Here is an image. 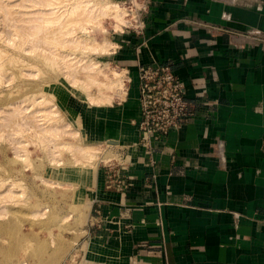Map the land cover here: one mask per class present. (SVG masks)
<instances>
[{"label":"crops","instance_id":"obj_1","mask_svg":"<svg viewBox=\"0 0 264 264\" xmlns=\"http://www.w3.org/2000/svg\"><path fill=\"white\" fill-rule=\"evenodd\" d=\"M145 7L142 30L112 41V61L134 79L139 65L170 63L193 116L150 152L132 149L123 192L101 168L85 180L102 226L86 221L75 264H264V0ZM98 106L95 135L138 141L135 90Z\"/></svg>","mask_w":264,"mask_h":264},{"label":"rangeland","instance_id":"obj_2","mask_svg":"<svg viewBox=\"0 0 264 264\" xmlns=\"http://www.w3.org/2000/svg\"><path fill=\"white\" fill-rule=\"evenodd\" d=\"M54 1L58 2V0ZM64 1L66 3L69 1V4L66 5ZM64 1L61 4L57 3V7L62 6L59 7V11L67 10L66 7L68 5L70 7L73 3V0ZM111 1H123L126 5H130L129 0ZM137 1L141 9L143 0ZM47 4L44 0H0V52L4 54L0 61L8 60L10 57H15L17 60L5 63L6 70L0 75V264H75V261H79L78 251L74 248L79 247L78 239L83 234V226L89 215L86 202L82 199L86 190L85 180L95 178L99 169H103V164L116 157V151L109 146L106 139L100 138L94 134L95 130H91L89 120L90 118L95 120L96 108L99 106L90 101L88 93L94 96L97 90L92 88L86 91L87 93L85 91L83 93L78 86L70 85L65 76L67 72L64 73L67 70L63 69L61 73L58 66L57 68L53 64L49 66L47 57L49 58L50 53L47 46L34 41L29 36L38 20H41L42 13L50 12L51 7L56 5L50 7ZM80 16L75 18L81 19L83 23L80 26V21H77L79 26L75 25L77 28L74 35L84 37V41L92 45H102L106 40L116 43L122 35L132 31L131 26L123 27L124 30L120 31L115 26L116 19L113 15H106L89 23L84 22ZM76 19L73 20V24ZM83 19L86 21V17ZM42 34L44 33L40 35ZM21 35L24 42L20 40ZM26 39L29 41L25 42ZM71 46L72 44H67L57 51L67 55L66 52L71 49L69 53L75 52V55L71 54L72 59L83 57L81 50L84 46L80 45L81 50ZM85 49H83L85 57L100 60L102 64L109 62L113 67L109 69L110 72L108 71L109 73L112 71L110 75H113L115 70L121 69L112 61L111 54L102 55L91 50V47ZM114 49L115 47L112 52ZM38 54L43 55L42 57L49 55L45 56L46 59L41 57L48 65ZM85 57L83 60H86ZM124 76L126 79L124 88L127 87V90L125 89L124 94L122 90L117 91L116 88L111 91L114 98L111 103L114 105L127 97L129 90L133 89L137 93V79L129 73ZM114 92L122 98L114 96ZM41 96L42 99L54 100L63 112L67 113L64 115L71 126L79 130L80 136L76 137L75 141L69 136L67 140L91 146L95 154L99 153L95 159L88 157V161L92 160L88 162L86 156L75 153L78 158L75 161L76 155L73 156L72 151L68 149L61 151L62 156L58 161L56 158L60 153H57L56 161L52 162L46 154V146L41 145L40 139L35 138L30 129L17 132L18 123L10 120L12 111L19 108L24 111L23 114L29 115V111L31 114V111L42 108L43 105L41 107L39 105ZM26 118L32 122L35 119L32 116ZM20 144H24L23 146L27 148L25 151L28 153V155L25 153L27 158L15 155L14 147L19 148ZM71 155L73 157H70ZM78 156L86 159H79ZM2 182L5 185H2ZM11 183H16V186L12 187ZM8 185L11 186L7 187ZM8 188L17 195L11 200H4L9 195ZM17 196L20 198L17 199ZM37 209H41L40 212L44 210V215L33 214Z\"/></svg>","mask_w":264,"mask_h":264},{"label":"bare ground","instance_id":"obj_3","mask_svg":"<svg viewBox=\"0 0 264 264\" xmlns=\"http://www.w3.org/2000/svg\"><path fill=\"white\" fill-rule=\"evenodd\" d=\"M44 1L46 2V4L48 2L47 5H50V7L55 5V4L56 5L51 7L52 10L51 11L49 10L50 12L42 13V17L40 18L41 20H38V23L34 26L33 31L31 33H29V36L31 37V39H34V41L36 40L38 43L47 46V48L49 49L50 56L48 54H47V56H49V58L46 55L45 56L48 59L47 60L48 64L50 63L49 66L51 64H53L55 67L58 66V69L60 68V71L59 70L58 71L61 73H63V71H64L63 69L67 70V71H64V73L67 72L66 73L67 75H65V76L67 77V82L70 83V85H72L73 87L78 86V88L83 90V93H84V91L88 92V91H90V89L95 88L97 90L96 95L92 96V95H89L90 92L88 93V98L90 99V101L93 104H97V106L103 105V104H111L112 98H113V96L111 94L112 90H114L116 88L117 91H118V89L122 90V94H124V92H125L126 87L124 88V86L126 85L125 84L126 79H125L124 75L126 72L124 69H120L118 71L115 70L113 75H110L112 73V71H111V73H109L110 72L109 69L110 68L112 69L113 67H111L109 65L108 61H106L104 64H102L100 62V60L91 59L89 57L87 58V56L85 57V51L83 49H85V48L89 49L90 47H91V50L97 51L102 55L110 54V49H111V46L113 43H112V41L107 42V40H106L102 45L101 44L99 46L98 45H92V44L88 43L87 41H84V37L74 35V33L76 32V28L79 25L81 26L82 25L81 23H83L81 21V19L77 20L76 18H79V16L81 15L80 18L82 17V20L84 22L88 21V23H89V22H92L93 20H96V19L99 20L100 18L105 17L106 15H110V16L113 15L114 18L116 19L115 26L118 27V29H120L121 31H123L124 30L123 27L132 26L134 24L133 21L134 20L137 21V17H138L137 12H138L140 3L138 4L137 0H129L130 5H126L125 2H123V1L73 0V3L71 4V6L69 7V5H68L69 8L66 7L67 10H64L65 11L64 12V11H59L60 10L59 7H62V6L57 7V3L61 4V2L64 0H62V1L58 0V2L57 1L55 2L54 0H44ZM70 1H72V0H70ZM62 4L64 5V3H62ZM65 4L66 5L69 4V1L67 3L65 2ZM55 7H57V9ZM82 14L84 16H82ZM71 17L72 18L74 17V19H76V22H74V24H73L74 19H72ZM84 17H86V21H85V19H83ZM77 21H80L79 22L80 24L78 26H77V23H78ZM41 33H44V34L40 35ZM20 40H21V42H24L22 35H21ZM28 41H29V39L25 40V42H28ZM67 44H72V46H71L72 48L78 47L77 49H79V50H81L82 47L84 46V48L81 50L82 53L84 54L83 57L82 56L79 58L77 57V60H75V58L72 59L73 56H71V54L73 53V51L71 53H69L71 51V49L69 52L68 51L66 52V53H68L67 55L63 52L60 53V51H57L58 48H62L63 46L65 47ZM80 45L82 47H80ZM3 55H4L3 52H0V59L3 58ZM39 56L41 58L43 55L40 54ZM45 56L42 58L46 59ZM59 56H61V58ZM84 57L86 60H83ZM10 58H8V60L0 61V75L4 74V72L6 70V68H4L5 63H8V62L11 63L13 60H14V62L17 61L15 59V57H12L11 59ZM43 61L45 62L46 60H43ZM47 62H45V64H47ZM53 65H52V67H54ZM106 69H107V71H106ZM62 75L64 76V74H62ZM114 93H116V92H114ZM114 93H113L114 96L116 95V96L120 97L119 95H117V93L116 94H114ZM120 98H122V97H120ZM40 100H39V105H40V107L43 105L42 108H39L35 111H31V114L29 113L30 111L28 110L29 115H25L26 113L23 114L24 111L22 112V110L19 108L14 109V111H12L10 120L14 123H18L19 127L17 129V132H20V131L23 132L24 130L30 129L32 131V135H34L35 138L37 137L40 139V141L42 143L41 145H44L47 147V148L45 147V150L47 149L46 154L50 158V161H52V162L55 160V157H56L55 155H57V153H60V154H58V157L56 158V160L58 161V158H61V156H62L61 151H63V150L66 151L68 149H69L68 151L71 150L73 152L72 153L70 151L71 154H73V156L75 153H78L79 155L86 156L87 161H88V157L90 159H95L96 156L99 155V153H98V155L95 154L96 152H94L91 149L92 148L91 146L80 145L78 143L73 142L72 139H71L72 142L67 140V138H68L67 136H69V138H74V141H75L76 137L80 136L79 130L75 127H72L70 121H67V118H65L67 113L63 112V109L61 107H59L54 102V100H52L50 98H43L42 99V96H41ZM23 110H26V109H23ZM64 113L66 115H64ZM34 114H37V115L35 116ZM29 116H32L33 119L35 117L33 122L29 121L27 118L25 119V117H29ZM41 121H44V122H41ZM113 141H110V142L106 141V142L109 144V146L115 147L113 144L114 143L117 144V143L115 141L114 142ZM23 145L20 144L19 148H17L15 146L14 147V153L17 157L23 158V156H25L27 158L26 154L28 155V153L25 152V151H27V148L24 147ZM44 146H42V147L44 148ZM73 156L71 155L70 157H73ZM25 157H24V159H26ZM81 157H79V159ZM109 158H111V157L109 156ZM71 159H73V158H71ZM76 159L78 160L77 155L74 158V160L77 161ZM81 159H86V158L83 157ZM21 160L22 159H20V161ZM109 160H111V159H109ZM89 161H92V160H89ZM94 161L95 160H93V162ZM83 162H84V160H83ZM11 184H12V187L16 186L15 185L16 183H11ZM2 185H5V183L2 182ZM9 186H11V185H8L7 187H9ZM7 191L9 193V195H7L6 199H4V200H9V199L11 200V199H13V197L15 195H17V194H15V191H13L11 189L9 190V188L7 189ZM19 195H21V194H19ZM18 198H20V196H17V199ZM39 210H41V209H39ZM39 210L38 209H37V211L35 210L36 212L33 211V214L35 213L37 215L38 214L44 215V213H45V212L43 213L44 210L41 211L42 213ZM33 216L35 217V215H33ZM75 244H76V242H75ZM22 263H23V261H22Z\"/></svg>","mask_w":264,"mask_h":264},{"label":"built area","instance_id":"obj_4","mask_svg":"<svg viewBox=\"0 0 264 264\" xmlns=\"http://www.w3.org/2000/svg\"><path fill=\"white\" fill-rule=\"evenodd\" d=\"M146 4L147 0H143L142 8L137 12V21L134 20L130 28L136 33L143 28L142 15ZM137 100L138 141L128 146L113 147L116 157L103 164L106 187H115L121 192L127 187L125 169L132 164L130 155L132 149L143 146L150 152L154 142L178 130L193 116L192 100L187 98L184 83L175 74L170 63L154 61L138 66ZM87 226L89 229L102 226L97 209L89 212Z\"/></svg>","mask_w":264,"mask_h":264},{"label":"water","instance_id":"obj_5","mask_svg":"<svg viewBox=\"0 0 264 264\" xmlns=\"http://www.w3.org/2000/svg\"><path fill=\"white\" fill-rule=\"evenodd\" d=\"M108 141H113V140H108ZM114 141H115V140H114ZM114 141H113V142H114ZM115 142H116V141H115ZM116 143H117V142H116ZM114 144H115V143H114Z\"/></svg>","mask_w":264,"mask_h":264}]
</instances>
